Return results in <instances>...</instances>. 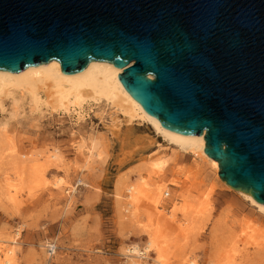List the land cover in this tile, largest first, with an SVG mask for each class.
Wrapping results in <instances>:
<instances>
[{
  "label": "water",
  "instance_id": "95a60500",
  "mask_svg": "<svg viewBox=\"0 0 264 264\" xmlns=\"http://www.w3.org/2000/svg\"><path fill=\"white\" fill-rule=\"evenodd\" d=\"M91 61L144 114L201 136L228 188L264 205V0H0V71Z\"/></svg>",
  "mask_w": 264,
  "mask_h": 264
},
{
  "label": "rangeland",
  "instance_id": "374dc122",
  "mask_svg": "<svg viewBox=\"0 0 264 264\" xmlns=\"http://www.w3.org/2000/svg\"><path fill=\"white\" fill-rule=\"evenodd\" d=\"M103 110L109 113L102 104L85 105L70 115L43 107L32 111L25 100L19 115L7 121L11 108L6 102L0 124L8 123L7 135L18 153L33 160L24 161L26 176L32 165L42 167L45 183L26 176L23 182L10 166H0V186L18 187L16 194L0 190V263L4 264L5 251L11 248L14 264H125L127 246L143 247L147 235L142 227L149 223L146 202L141 198L136 208L125 212L117 183L146 179L142 167L157 158L174 160L173 147L147 122L129 121ZM114 126L116 133H112ZM88 137L98 142L96 156L88 157L79 148L81 143L87 145ZM53 152L60 160L51 164L47 157ZM175 158L193 170L195 185L188 190L193 224L185 239L176 229L159 234L160 241H167V263L207 264L215 254L227 252L229 238L240 233L244 221H250L257 233L242 234L246 242L230 249L228 257L231 264H264V250H254L256 243L264 245V214L225 186L209 165L196 166L190 155ZM58 177L66 181L61 189L53 186ZM164 177L169 184L173 174L167 172ZM181 191L177 185L168 186V197L176 199L175 210L168 204L164 211L175 213L179 222L183 221L178 211L183 204ZM49 244L56 247L52 255L47 251ZM155 257L149 252L142 262L155 264Z\"/></svg>",
  "mask_w": 264,
  "mask_h": 264
},
{
  "label": "bare ground",
  "instance_id": "6f19581e",
  "mask_svg": "<svg viewBox=\"0 0 264 264\" xmlns=\"http://www.w3.org/2000/svg\"><path fill=\"white\" fill-rule=\"evenodd\" d=\"M121 69L115 68L113 65L91 61L84 70L74 75H63L60 65L56 60H51L46 64L26 67L20 72L0 71V113L5 112V104L9 102L11 111L7 121L19 115L20 110L24 107V101L27 100L32 111H39L42 107L47 110L61 111L63 114H78L85 105H103L109 110L106 114H121L127 120H139L147 122L154 133L161 136L169 145L173 147V155H190L195 157L196 166L202 164L218 173V164L210 159L203 152L204 140L203 134L197 136H181L162 128L157 122L148 118L141 110L135 99L122 87L117 80V74L121 73ZM0 166L6 164L11 167L16 176L23 182L26 176V163L24 161L32 160L20 155L16 149L14 140L7 135L8 123L0 124ZM112 133H116V127H112ZM82 148L88 157L96 156L98 153V142L92 137H88L87 145L81 143ZM22 156V160L20 159ZM157 158L152 160L148 165L143 166L147 174V178L139 177L138 183H117L118 190H122V194L118 197L124 198L122 204L124 211L129 212L135 206L137 207L141 198L146 202L147 218L149 223L143 226V231L147 235V241L140 248L137 245L127 246L124 249L126 253L125 264H143L144 259L149 252L156 255L153 262L155 264H168L167 257V241H160L159 234L167 229H176L180 236L185 239L186 234L191 231L193 218L190 216L192 208V200H188V190L195 184L191 181L192 169L182 167L178 164V159ZM60 156L57 152L50 153L47 162L57 163ZM172 160V161H170ZM33 161V160H32ZM31 161V162H32ZM167 172L173 174L169 184H166ZM44 169L32 165L29 167V175L27 179L37 178L39 182L43 180ZM66 171L64 170V175ZM221 181V180H220ZM222 182V181H221ZM66 181L62 177H58L53 186L61 189ZM177 185L182 189L180 197L183 204L178 210L183 215V221L179 222L175 218V213L167 215L165 211L168 204L171 208L175 207L176 199L174 196L168 197V186ZM191 186V187H190ZM0 186V190L6 194L11 190L18 191L17 185L9 184ZM193 189V188H192ZM168 198H164L166 195ZM240 196L249 201L258 212L264 214V205L256 203L250 196L238 192ZM13 200V196L8 197ZM135 207V208H136ZM136 211V210H135ZM170 214V211H168ZM192 214V213H191ZM177 222V224H176ZM250 221H244L238 235L232 234L228 241V251L225 253H217L207 264H231L228 254L232 248L238 249L239 243L246 242L242 240V234L247 237L249 233H257ZM191 226V227H190ZM18 234V233H16ZM251 237V236H249ZM12 243L14 239L12 238ZM254 250H264L263 243H256ZM144 257V258H143ZM13 249L8 248L5 251L4 264L13 263ZM192 263V261H189ZM2 264V263H0Z\"/></svg>",
  "mask_w": 264,
  "mask_h": 264
},
{
  "label": "built area",
  "instance_id": "2783aa9c",
  "mask_svg": "<svg viewBox=\"0 0 264 264\" xmlns=\"http://www.w3.org/2000/svg\"><path fill=\"white\" fill-rule=\"evenodd\" d=\"M55 245L54 244H49L48 246H47V251L49 252V255H52V254H54V252H55Z\"/></svg>",
  "mask_w": 264,
  "mask_h": 264
}]
</instances>
